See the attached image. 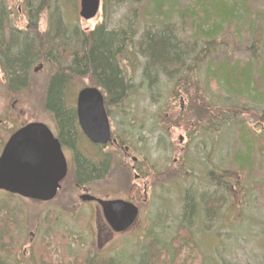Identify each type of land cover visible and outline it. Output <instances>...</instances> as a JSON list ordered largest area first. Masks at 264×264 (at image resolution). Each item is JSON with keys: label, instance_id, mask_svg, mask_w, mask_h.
I'll use <instances>...</instances> for the list:
<instances>
[{"label": "trees", "instance_id": "trees-1", "mask_svg": "<svg viewBox=\"0 0 264 264\" xmlns=\"http://www.w3.org/2000/svg\"><path fill=\"white\" fill-rule=\"evenodd\" d=\"M60 1L25 0L28 25L23 31L13 26L8 3L0 0V104L3 101L4 120L8 119L7 100L28 91L33 67L40 63L51 65L59 57L64 66L49 78L41 103L44 112L52 117L56 137L65 146L73 139H84L77 126L75 105L69 103L66 93L69 84L79 77H87L90 85L101 91L106 108H120L142 93L151 100L162 98L160 89H164L165 100L170 101L165 107L185 98L188 109L180 115L187 121L198 117L199 122L194 124L204 123L200 130L205 139H216L214 133L215 137L227 138L231 128L239 124L238 116L254 113L261 117L256 135H264V108H253L244 102L264 104V22L253 14L252 0H101L105 20L93 30L66 25L60 13L54 11L46 18L47 30L39 32L43 11L52 3L56 8ZM121 6L124 14L111 26V15ZM236 36L250 42L249 59L242 64L231 61L228 54L230 47L237 46ZM203 77L207 88L213 85L229 98H209L204 92ZM254 89L263 92L252 94ZM199 112L201 116L196 115ZM238 130L245 135L240 125ZM120 144L125 145L123 141ZM241 144L246 154L238 151L233 160L238 170H245L250 167L251 153L262 156L264 150L251 148L249 158L250 143ZM109 159L105 157L96 170L76 158L79 168L76 176L71 175L74 183L82 186L98 175L99 180L104 179L110 168ZM184 162L190 166L189 160ZM205 166L206 181L215 186L214 190L204 191L197 201L191 189L183 190V212L176 237L167 242L160 233L149 229L134 247L124 244L112 256L97 252L91 256L67 255L70 262L63 264H183L179 258L185 254L184 247L190 244L196 248L199 238L195 241L193 236L204 234L202 226L210 225L222 205L231 204V196L239 187L237 172L221 166L208 170L210 161ZM218 182L224 184L218 191H225V198L217 193ZM227 182L231 189L225 186ZM5 225L9 232L0 229V264H20L21 256L15 260L16 255L8 250L17 233L9 216ZM2 235L5 248L1 246ZM125 248L129 249L127 256L122 254ZM29 249L32 264H54L50 251L34 250L32 246ZM201 260V264H210L205 255Z\"/></svg>", "mask_w": 264, "mask_h": 264}, {"label": "rangeland", "instance_id": "rangeland-1", "mask_svg": "<svg viewBox=\"0 0 264 264\" xmlns=\"http://www.w3.org/2000/svg\"><path fill=\"white\" fill-rule=\"evenodd\" d=\"M79 3L80 0H61L57 9L52 3L41 15L39 32L45 31L46 18L54 11L60 13L66 25L77 26L82 31H91L103 23L105 14L101 0L97 16L89 21L79 17ZM7 7L13 26L25 31L28 25L25 0H10ZM252 12L264 22V0H252ZM123 14L124 6L114 11L110 19L111 26H114ZM234 42L237 46L230 47L228 51V54H231L230 60L239 64L245 63L250 55V42H244L237 36ZM54 73L53 68L50 65L45 66L44 63L33 67L28 91L10 99L11 101L7 100V120L3 119L4 103L1 102L0 146L13 130L24 123L42 122L53 130L52 117L44 112L41 99L47 82ZM202 83L209 98H229L230 95L213 85L207 88L204 77ZM90 84L91 81L87 77H79L69 84L66 91L69 103H74L75 95L81 88L92 87ZM164 91L160 89L162 98L151 100L142 93L128 101L127 105L107 108L111 133L125 145L107 148L106 153L110 158L108 174L93 184L88 194L101 200L125 199L136 204L139 207V217L131 229L125 234L110 236V231L96 207L79 201V197L85 192L77 187L70 172L52 203H37L0 193V229L3 233L8 231L5 229V218L9 216L10 224L17 231L14 235L15 242L8 245V250H12V255H16L15 260L20 256V264H23V261L27 264L28 260H32L29 246L34 250L45 248L50 251L54 264L70 262L67 255L91 256L97 252L112 256L124 244L130 243L131 247H134L135 242L149 229L160 233L162 240L166 239L168 242L171 237H176V228L181 220L183 190L191 189L195 200H198L204 191L213 192L215 186L206 181L205 164L210 161L211 167H207L208 170L221 166L222 169L237 172L239 187L231 196V204L222 205L221 211L218 209L210 225L202 226L204 234L193 236L195 241L199 238L196 248L188 244L184 247L185 254H181L179 260H182L183 264H201L204 255L208 258L204 252L207 250V255L211 254L212 264L263 263L264 155L251 153L250 167L245 170H238L233 160L238 151L240 155L246 154V150L241 146L242 142L250 143L249 158L251 148L253 151L264 150V135H256L261 127V117L258 113L251 114L252 117L240 115L237 117L239 124L231 128L232 132L227 138L215 137L214 133L216 139H205L200 130L204 123L194 124L198 117L187 121L180 115L188 109L185 98L173 101L171 106L165 107L170 101L165 100ZM261 92L263 89H254L252 94ZM244 102L253 108H264L262 103L254 105V102ZM196 115L201 116L200 112ZM239 125L245 129L244 136L238 130ZM123 146L128 147V152L122 150ZM184 160H189L190 166L186 167ZM218 183L217 193L225 198V191H218L224 184ZM228 185L225 184L226 187ZM191 229L193 230L192 226ZM186 237L184 239H187ZM1 240V246L5 248L3 235ZM122 254L127 256L129 249H123Z\"/></svg>", "mask_w": 264, "mask_h": 264}, {"label": "water", "instance_id": "water-1", "mask_svg": "<svg viewBox=\"0 0 264 264\" xmlns=\"http://www.w3.org/2000/svg\"><path fill=\"white\" fill-rule=\"evenodd\" d=\"M79 17L95 18L100 0H80ZM75 112L82 134L92 144L110 142V126L104 98L97 88H84L76 96ZM67 166L60 144L49 128L32 122L14 132L0 153V192L36 202L52 201L66 177ZM82 203L96 202L103 220L115 234L126 232L138 217V209L123 200H100L88 195Z\"/></svg>", "mask_w": 264, "mask_h": 264}, {"label": "flooded vegetation", "instance_id": "flooded-vegetation-1", "mask_svg": "<svg viewBox=\"0 0 264 264\" xmlns=\"http://www.w3.org/2000/svg\"><path fill=\"white\" fill-rule=\"evenodd\" d=\"M83 88H86V87H83ZM75 116H76V112H75ZM107 117H108V110H107ZM108 120H109V117H108ZM76 121H77V118H76ZM109 124H111L110 120H109ZM77 126H78V124H77ZM53 127H54V125H53ZM50 131L52 132L53 136L57 139V141L60 144L61 152L65 158L66 166H67L66 177L61 181L58 193L61 190L62 183L64 181H66L67 176H68V174H70V172H71V175H73V176L77 175L79 167H78V163H77L76 158H80L81 160L85 161L87 164H91L94 168H96V170H99L98 167H100L102 165L103 159L108 156V154L106 153L107 148L108 147H118L120 145V141H119L120 138H118V137H111V139H110L111 142L105 146L92 144L88 139H86V137L80 131L84 139H73L72 143H70L68 146H65L56 137L55 127L53 128V130L50 129ZM7 141H8V139L5 140L1 144L0 153L2 152ZM122 150H124L125 152H128V147L123 146ZM133 161L135 162L136 159H133ZM133 169H134V166L132 167V170ZM99 177H100V175H98L96 177H90L87 181L83 182L82 186L77 185L78 188L83 189V191L85 192L82 195H88V196L94 197V196L88 194V191L92 188L93 184L100 181ZM138 178L139 177H135V179H138ZM0 193H2V192H0ZM13 197H17V196H13ZM94 198H96V197H94ZM96 199H98V198H96ZM54 200H52L50 202H37V203L48 204V203H52ZM121 200H123V199H121ZM123 201L130 202V201L125 200V199ZM32 202H34V201H32ZM130 203H132V202H130ZM83 204L94 205L96 207L95 209L97 210V212H100V214H101V209L96 202H87V203H83ZM132 204H134V203H132ZM134 205L138 209V217H139V207L136 204H134ZM93 213L95 214V212H93ZM101 217H102V215H101ZM137 220H138V218H137ZM137 220H136V222H137ZM129 229H131V228H129ZM129 229L127 231H129ZM108 230L110 231L109 232L110 236L115 235L114 233L111 232V230L109 228H108ZM126 232H124L122 234H125ZM117 235H121V234H117Z\"/></svg>", "mask_w": 264, "mask_h": 264}, {"label": "bare ground", "instance_id": "bare-ground-1", "mask_svg": "<svg viewBox=\"0 0 264 264\" xmlns=\"http://www.w3.org/2000/svg\"><path fill=\"white\" fill-rule=\"evenodd\" d=\"M9 1H10V0H6L7 3H9ZM46 30H47V27H46L45 31H46ZM50 59H51V58H50ZM51 60H52V59H51ZM55 61H56V62H54L53 64H51L50 67L53 68L54 72H57V71H58L61 67H63L64 65L62 64V62L59 61V57H56ZM52 62H53V60H52ZM58 62H60V64H59ZM29 123H32V122H29ZM27 124H28V123H27ZM208 126H209V125H208ZM227 183H228V182H227ZM228 184H229V183H228ZM229 187H231L230 184L228 185V188H229ZM131 204H132V203H131ZM133 205H134V204H133ZM134 206H135V205H134ZM135 207H136V206H135ZM136 208H137V207H136ZM219 210L221 211V209H219ZM220 220H221V224H223L224 221L222 220V217L220 218ZM219 222H220V221H219ZM219 222H218V223H219ZM218 223H217V225H218ZM134 224H135V223H134ZM134 224H133V225H134ZM204 252L206 253V256H208V258H209L208 263L211 262L210 264H212V261H211V259H210L211 254H210V255H207V250H205ZM26 263H27V264H32V261H31V260H28ZM213 263H214V262H213Z\"/></svg>", "mask_w": 264, "mask_h": 264}]
</instances>
